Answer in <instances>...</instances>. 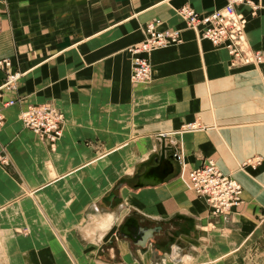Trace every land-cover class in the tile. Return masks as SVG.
<instances>
[{"label":"crops","instance_id":"crops-1","mask_svg":"<svg viewBox=\"0 0 264 264\" xmlns=\"http://www.w3.org/2000/svg\"><path fill=\"white\" fill-rule=\"evenodd\" d=\"M254 1L255 16L239 9L250 49L264 55V0ZM225 2L0 0V60L11 61L0 68V144L12 162L0 165V264L4 249L11 264H264V60L233 65L176 12L207 14ZM154 19L181 42L152 51L155 75L132 85L127 50ZM12 73L16 85L2 88ZM44 101L63 113L54 151L19 119ZM156 136L176 141L183 163L173 158L171 175L138 186L158 163ZM258 156L257 167L238 168ZM206 159L243 187L230 215H211L194 196L188 171ZM22 227L28 237L5 238Z\"/></svg>","mask_w":264,"mask_h":264},{"label":"built area","instance_id":"built-area-1","mask_svg":"<svg viewBox=\"0 0 264 264\" xmlns=\"http://www.w3.org/2000/svg\"><path fill=\"white\" fill-rule=\"evenodd\" d=\"M241 5L249 8L251 17L258 12V3L254 0H226L223 7L201 14L188 5H181L177 12L189 27H200L202 37L215 46H221L229 54L230 62L235 65H255L264 60L259 50L250 49L244 32L247 16L239 9ZM158 19L145 24L144 37L128 48L131 58L132 83L145 82L152 76V65L148 54L154 49L165 48L170 44L180 43L177 30H160ZM11 61L0 60V68H8ZM20 73L8 74L2 88H10L20 78ZM14 100L4 102V106L13 104ZM23 125L37 134L51 150L62 135L63 113L53 101L29 104L19 114ZM0 109V129L4 124ZM191 127H194L193 125ZM173 158L181 160L177 152ZM261 157H254L246 163L258 166ZM7 155L0 144V163L6 164ZM189 182L197 198L205 201L213 216L230 215L242 202L243 187L231 175L221 171L215 159H206L199 166L190 169Z\"/></svg>","mask_w":264,"mask_h":264},{"label":"rangeland","instance_id":"rangeland-1","mask_svg":"<svg viewBox=\"0 0 264 264\" xmlns=\"http://www.w3.org/2000/svg\"><path fill=\"white\" fill-rule=\"evenodd\" d=\"M176 12H177V10H176ZM178 15H179V13H178ZM148 23V22H147ZM146 24V23H145ZM145 24H143V28H144V26H145ZM185 25H186V23H185ZM186 27H189V26H187L186 25ZM189 28H192V29H195V28H193V27H189ZM144 30H145V28H144ZM178 31V30H177ZM179 32V31H178ZM158 49H161V48H158ZM158 49H154V50H152V51H155V50H158ZM128 51V50H127ZM150 53H152V52H150ZM150 53L148 54V57H149V55H150ZM149 59H150V57H149ZM151 61V60H150ZM152 65V64H151ZM234 65V64H233ZM152 71H153V73H152V76L150 77V79L149 80H147V81H145V82H139V83H137V84H134V83H132V85H139V84H146V83H149L151 80H152V78H153V76L155 75V73H156V71H155V69L153 68V66H152ZM16 85V83L14 82L13 83V85L10 87V88H8V89H12L14 86ZM7 89V90H8ZM3 115V114H2ZM3 119H4V117H3ZM4 125V124H3ZM63 125H64V122H63ZM193 126H196V124H194ZM191 126H189V128H190ZM62 129H63V126H62ZM1 130V129H0ZM62 134H63V132H62ZM37 135V134H36ZM62 136V135H61ZM161 137L162 136H156L155 138H157L159 141H161ZM164 137V144L166 143L165 141H166V137L165 136H163ZM61 138V137H60ZM59 138V139H60ZM58 139V140H59ZM55 146H56V144H55ZM54 146V147H55ZM168 146V145H167ZM169 147H170V150H171V153L174 151V150H176V147H177V150H178V148H179V144L176 142V141H172V142H170V144H169ZM56 148V147H55ZM55 148H54V150H55ZM54 150H51V151H54ZM99 150H102L101 148L99 149L98 148V151ZM104 151V150H103ZM102 151V152H103ZM180 155V158H181V162L183 163V158L181 157V154H179ZM172 158H173V153H172ZM253 158L254 157H248V158H246L245 160H243V162L241 163V164H239V166H238V168L240 167V168H242L243 169V167L244 166H251V167H254L251 163H246L248 160H253ZM216 160V159H215ZM262 160V159H261ZM179 160H177V162H180ZM216 162H217V160H216ZM218 164V163H217ZM0 165H2V166H11L12 165V162L10 161V159L6 162V164H4V163H0ZM219 166V165H218ZM257 167V166H256ZM255 168V167H254ZM190 187V186H189ZM27 192V191H26ZM25 192V190L24 191H22V189H21V191H20V193H19V195H22L23 194V196L25 195H29V193H30V195H29V197H33V194H31V192H27L26 193ZM194 192V191H193ZM18 195V196H19ZM17 196V197H18ZM194 196L196 197V195H195V193H194ZM26 219L27 218H25V219H23L22 218V221L24 222V221H26ZM151 222V221H150ZM24 224H25V222H24ZM151 224H153V221L151 222ZM191 225V224H190ZM28 227V226H27ZM202 228H205V226H198V229L199 230H201L202 231ZM190 229L194 232V233H196V229L197 228H195V226H193V225H191V227H190ZM14 230H15V232H14V234L13 235H10V236H5V238H10V237H15L16 235L18 236H21V237H28L29 236V231H28V228H14ZM55 234H57V233H55ZM85 234L88 236V233H86L85 232ZM197 234V233H196ZM4 237V236H3ZM30 241H28V243H29ZM27 242H26V244H28ZM197 244V243H196ZM8 248V247H7ZM101 249H100V254H99V256H104L103 255V253H108L107 251L110 249V247H109V244H107V243H104V244H102L101 245V247H100ZM174 248V247H173ZM178 248V247H177ZM180 249V248H179ZM165 251H167V248L166 249H164V250H161L157 255H155V258L157 259V260H160V259H162V258H164L165 257ZM2 252V251H1ZM0 252V253H1ZM168 252H169V249H168ZM171 252V251H170ZM177 252V251H176ZM174 254H175V251L173 252ZM171 254V253H170ZM9 255H11V253H10V251H7V250H3V257H2V259H3V264H11V259H10V256ZM162 257V258H161ZM111 262V261H110ZM157 264H163L162 263V260H160V262L159 263H157Z\"/></svg>","mask_w":264,"mask_h":264},{"label":"water","instance_id":"water-1","mask_svg":"<svg viewBox=\"0 0 264 264\" xmlns=\"http://www.w3.org/2000/svg\"><path fill=\"white\" fill-rule=\"evenodd\" d=\"M161 148L159 156H156L157 164L155 166H147L141 175L138 176V186L145 184L148 185H157L161 183L165 178H167L171 173H173V161L172 153L167 154L171 151L170 147L164 144V137H161ZM148 234H151L149 231ZM143 237H139L138 241L141 244L144 243Z\"/></svg>","mask_w":264,"mask_h":264},{"label":"bare ground","instance_id":"bare-ground-1","mask_svg":"<svg viewBox=\"0 0 264 264\" xmlns=\"http://www.w3.org/2000/svg\"><path fill=\"white\" fill-rule=\"evenodd\" d=\"M261 161H262V160H260V163H261ZM260 163H259V164H260Z\"/></svg>","mask_w":264,"mask_h":264}]
</instances>
